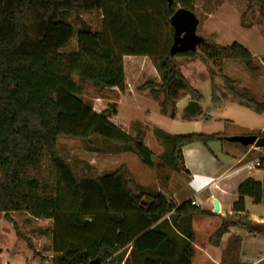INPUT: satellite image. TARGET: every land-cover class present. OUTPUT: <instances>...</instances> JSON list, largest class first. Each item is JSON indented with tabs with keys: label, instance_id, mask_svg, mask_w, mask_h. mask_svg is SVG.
<instances>
[{
	"label": "trees",
	"instance_id": "16d2710c",
	"mask_svg": "<svg viewBox=\"0 0 264 264\" xmlns=\"http://www.w3.org/2000/svg\"><path fill=\"white\" fill-rule=\"evenodd\" d=\"M248 1L263 12L264 0ZM193 4L194 0H172L171 6L167 0H0V215L9 221L11 214L18 213L53 220L52 264H123L127 254L128 264H163L169 253L179 249V264L191 263L193 219L215 213L191 201L178 207L160 192L135 194L124 170L80 179L61 157L58 141L97 137L130 149L145 167H155L143 132L131 137L112 123L115 105L95 112L79 97L81 88L74 77L124 91L123 58L148 57L160 73V82H148L144 88L164 94L162 113L166 115L171 107L174 119L184 96L200 99L179 71L176 57H197V52L171 56L174 30L164 41L162 32L178 9L195 13ZM95 11L103 12L98 31L82 18ZM72 15L79 28L69 21ZM75 37L77 50L67 53ZM206 43L204 60L217 67L222 60H233L251 73L262 70L238 43L229 47ZM222 77L235 99L264 113V103L252 91ZM156 134L169 147L162 156L164 163L178 173L184 168L179 158L183 165L185 147L226 140L220 135L172 136L161 129ZM44 163L55 175L52 182L37 173ZM238 195L233 214L220 216L222 224L211 238L214 246L232 227L264 235V224L246 212L247 198L264 206V179L246 180ZM166 225L184 236L181 243L164 231Z\"/></svg>",
	"mask_w": 264,
	"mask_h": 264
},
{
	"label": "rangeland",
	"instance_id": "374dc122",
	"mask_svg": "<svg viewBox=\"0 0 264 264\" xmlns=\"http://www.w3.org/2000/svg\"><path fill=\"white\" fill-rule=\"evenodd\" d=\"M193 7L200 21L197 34L205 39L206 44L229 47L238 43L252 53L262 70L258 74L251 73L243 64L233 60H222L221 68L217 67L204 60L203 45L198 48L197 57H176L179 71L200 96L197 101L200 111L194 114L186 112L189 102L194 101L186 95L177 103L174 119L171 107H168L166 115L162 113L164 94L157 95L150 91L151 88H144L148 82H160V73L149 58H123L126 76L124 91L105 89L74 77L81 88L79 97L95 112L100 113L115 105L117 116L110 119L112 123L131 137L143 132L144 145L153 153L155 164L154 168H147L130 149L97 137L89 140L61 138L58 151L80 179L102 177L124 170L135 194L176 190L182 179L188 181L189 178L180 176L164 163L162 156L169 147L156 134L157 129L172 136L204 134L220 135L225 139L264 134V113L258 114L235 99L222 77L231 78L240 88L249 89L254 94L257 92V100L264 103V9L262 12L261 6L250 5L248 0H194ZM82 18L95 31L101 29L100 12L83 14ZM69 21L79 28L80 22L75 15ZM171 31V24H164L163 41ZM76 50L75 37L65 51ZM226 144L227 141H212L208 145L199 143L203 154L221 160L226 154ZM179 165L183 166L180 158ZM37 173L49 182L55 179L47 163ZM248 202L249 211L264 215L263 207L254 206L250 200ZM10 218L12 221L0 215V264H45L49 261L53 256L54 221L37 220L25 213L11 214Z\"/></svg>",
	"mask_w": 264,
	"mask_h": 264
},
{
	"label": "crops",
	"instance_id": "0c3cea01",
	"mask_svg": "<svg viewBox=\"0 0 264 264\" xmlns=\"http://www.w3.org/2000/svg\"><path fill=\"white\" fill-rule=\"evenodd\" d=\"M99 12L103 20V12ZM124 58L148 59V57L131 56ZM126 91L128 92L129 89ZM226 145L223 160L203 154L199 143L185 147L182 150L184 168L177 173L180 176H187L189 180L182 179V183H179L176 190H167L162 194L178 207L191 201L196 202L197 207L216 214L215 217L205 216L193 219L192 228L195 239L191 245L194 256L190 264H264V235H251L244 229L232 227L222 237L219 246H214L211 241L213 234L222 224L220 216L233 214L234 205L239 199V187L250 178L256 181L264 179V168L257 169L253 166L264 159V150L254 146L244 147L228 141ZM259 174L260 177H256ZM249 200L252 202L251 199H246V212L256 222L264 224V215L248 210ZM259 207L264 208L261 205ZM165 220L168 223L171 222L169 218ZM164 231L177 239L179 243L182 238L184 239V236L177 231L174 234L168 225L165 226ZM180 253V249L175 253H169L163 264H179ZM128 256L127 254L123 264H128ZM52 258L53 256L45 264H52Z\"/></svg>",
	"mask_w": 264,
	"mask_h": 264
},
{
	"label": "water",
	"instance_id": "95a60500",
	"mask_svg": "<svg viewBox=\"0 0 264 264\" xmlns=\"http://www.w3.org/2000/svg\"><path fill=\"white\" fill-rule=\"evenodd\" d=\"M171 6L172 0H167ZM170 24L174 30L173 44L170 48L171 56L175 57L185 53H196L198 48L205 43V39L197 34L200 21L196 14L187 9H178L170 19ZM197 101H190L186 112L194 114L199 112ZM228 142L238 143L244 147L254 146L264 150V134L262 136H238L227 138ZM91 264H98L97 261Z\"/></svg>",
	"mask_w": 264,
	"mask_h": 264
},
{
	"label": "built area",
	"instance_id": "2783aa9c",
	"mask_svg": "<svg viewBox=\"0 0 264 264\" xmlns=\"http://www.w3.org/2000/svg\"><path fill=\"white\" fill-rule=\"evenodd\" d=\"M253 166H255V168H257V169H258V168H261V169L264 168V165L261 163V161L256 162L255 165H253ZM192 204H193V205H197L196 202H193Z\"/></svg>",
	"mask_w": 264,
	"mask_h": 264
}]
</instances>
